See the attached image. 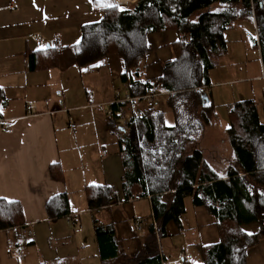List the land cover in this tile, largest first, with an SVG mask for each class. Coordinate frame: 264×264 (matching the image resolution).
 <instances>
[{"label": "crops", "instance_id": "1", "mask_svg": "<svg viewBox=\"0 0 264 264\" xmlns=\"http://www.w3.org/2000/svg\"><path fill=\"white\" fill-rule=\"evenodd\" d=\"M135 1L99 0L121 6ZM99 2L0 0V198H6L0 200L20 203L25 218L19 229L0 231V264H107L100 256L96 225L113 226L121 251L134 256L144 243L147 225L153 222L149 197L123 198L120 139L125 130L118 115L122 108L144 112L147 103L124 102L130 93L120 78L124 70L117 56L80 69L71 48L80 41L84 26L104 17L105 8ZM251 27L230 31L229 37L226 34L228 78L215 79V67L210 72L208 90L216 106L211 125L216 128L225 115L222 129L226 132L230 109L238 102H258L261 97L258 103L263 114L264 65L260 48L251 41L258 35L255 19ZM178 40L177 31L148 35L150 51L142 80L160 77L162 64L172 58L171 46ZM46 47L58 48L56 67L32 69L34 58ZM166 100L163 94L155 106L161 110L162 101L164 109L168 108ZM211 125L199 138L198 147L210 167L225 178L234 150L232 154L229 147L218 145L220 152L206 145ZM100 185L114 188L118 201L90 210L85 189ZM64 194L70 215L54 220L47 205ZM185 206L181 228L170 222L168 236L160 242L167 264H180L182 255H192L201 264V248L219 242L217 221L206 208L193 201L189 211L186 201ZM136 220L141 229H136ZM22 228L27 234H22ZM245 231L254 235L259 229L250 225ZM248 264H264V239L249 251Z\"/></svg>", "mask_w": 264, "mask_h": 264}, {"label": "trees", "instance_id": "2", "mask_svg": "<svg viewBox=\"0 0 264 264\" xmlns=\"http://www.w3.org/2000/svg\"><path fill=\"white\" fill-rule=\"evenodd\" d=\"M105 8L96 24L81 29L72 51L80 69L117 56L123 65L121 80L130 97L150 91L164 93L176 125H166L163 111L144 109L131 121L120 139L124 167L123 198L149 197L153 222L147 225L144 243L130 256L121 251L113 226L96 225L100 256L107 264H167L161 240L167 225L181 228L185 201L206 208L217 221L219 242L201 248V264H248L249 251L264 239V123L260 104L246 100L234 104L227 133L234 150L227 176L221 178L204 160L199 138L216 117L210 99V72L226 54V34L246 24H257L253 46L260 48L264 65V0H136L127 6ZM255 7V8H254ZM177 31L172 58L162 64L160 77L142 85L148 35ZM57 47H46L34 58L32 69L54 68ZM264 114V99L261 104ZM53 170V169H52ZM88 208L98 211L117 203L114 188L88 186ZM52 219L70 215L66 194L47 205ZM20 203L0 200V231L24 226ZM257 225L256 234L245 228ZM194 262V260H193ZM180 264H184L180 262ZM193 264V263H192Z\"/></svg>", "mask_w": 264, "mask_h": 264}, {"label": "rangeland", "instance_id": "3", "mask_svg": "<svg viewBox=\"0 0 264 264\" xmlns=\"http://www.w3.org/2000/svg\"><path fill=\"white\" fill-rule=\"evenodd\" d=\"M129 2V1H128ZM127 2V3H128ZM129 4H131V3H129ZM128 4V5H129ZM255 8V7H254ZM245 29H249V27H251V25L250 24H246L245 26ZM252 28V27H251ZM239 29V28H238ZM228 34V33H227ZM232 36V35H231ZM227 37H229V34H228V36ZM257 51V50H256ZM235 56H237V58H238V56H239V54H236ZM227 57L228 56H226V57H221L218 61H217V64H216V67H215V69H213L214 71H213V73H212V75H215L216 76V78L215 79H222V78H228V71H227V67L228 66H225V63H226V59H227ZM229 59V58H228ZM225 69H226V72H225ZM71 75H72V73H70ZM211 74V73H210ZM75 83V80L74 79H72L71 80V85L72 84H74ZM258 100V102H259V100H261V97H260V99H257ZM160 109L163 111V113H164V117H165V122H166V125L167 126H173L174 124H175V119H174V115H173V112L169 109V108H165L164 109V107H163V102L161 101L160 102ZM217 109H218V106H217ZM221 111H223V113H224V109H220ZM218 111V110H217ZM259 111H260V120H261V122L262 123H264V115L262 114V112H261V107H260V109H259ZM227 112V111H226ZM221 115H223L221 112H219ZM225 115H223V117H224ZM222 117V119H220V121H219V124L217 125L216 124V128H213V125H211V127H212V131L209 133V135H208V137H207V140L206 141H208L207 143L208 144H206L207 146H209V145H211V147H213V148H217V150H220V152L222 151V149L220 148H218V145H221L222 147H225V146H227V147H229L230 149H231V153L233 154V150H232V147H231V142H230V139H229V137H228V134H227V132L226 131H224L223 129H222V125L224 126V123L225 122H222V120H224V118ZM214 124V123H213ZM213 145V146H212ZM215 146V147H214ZM211 147H208L207 149L208 150H213V148H211ZM228 149V148H227ZM230 151V150H229ZM216 169H218L219 170V168H217L216 167ZM191 201H192V199H191V197H188L187 199H186V202H187V208H188V211H189V209H191ZM187 251H188V249H186ZM196 251V250H195ZM72 261H73V259H72ZM54 262H56V261H54ZM54 262H50V264H53ZM47 264H49V263H47ZM55 264V263H54Z\"/></svg>", "mask_w": 264, "mask_h": 264}, {"label": "built area", "instance_id": "4", "mask_svg": "<svg viewBox=\"0 0 264 264\" xmlns=\"http://www.w3.org/2000/svg\"><path fill=\"white\" fill-rule=\"evenodd\" d=\"M37 42L44 46L45 43L42 39L37 38ZM142 85H147V81L144 79L141 81ZM164 93H159V92H155V91H150L147 95H145L142 98H138V99H134L132 97H128L124 102H128V103H132L134 101L137 100H143L147 103V108H153L155 106V101L162 96ZM121 102V101H118ZM119 118L121 121V125L124 128V130H128L130 127V123L133 119L135 118H140L143 117V112L141 110H139L138 108H134V109H128V108H122L119 113ZM3 121L0 119V124H2ZM75 125H72V128H75ZM135 227L136 229H141V225L139 220H136L135 222ZM22 234L25 235L27 234V231L25 230V228H22ZM193 256L192 255H182L180 257V262L184 263V264H192L193 263Z\"/></svg>", "mask_w": 264, "mask_h": 264}, {"label": "snow or ice", "instance_id": "5", "mask_svg": "<svg viewBox=\"0 0 264 264\" xmlns=\"http://www.w3.org/2000/svg\"><path fill=\"white\" fill-rule=\"evenodd\" d=\"M98 2H99V0H98ZM99 6L102 8H116V7H118L116 5L103 3V2H99ZM0 199H6V198H0ZM8 203H11V201H8ZM249 235H251V233H249ZM193 264H196V262H193Z\"/></svg>", "mask_w": 264, "mask_h": 264}, {"label": "bare ground", "instance_id": "6", "mask_svg": "<svg viewBox=\"0 0 264 264\" xmlns=\"http://www.w3.org/2000/svg\"><path fill=\"white\" fill-rule=\"evenodd\" d=\"M118 1H120L121 3H126V2H128L130 0H118Z\"/></svg>", "mask_w": 264, "mask_h": 264}]
</instances>
